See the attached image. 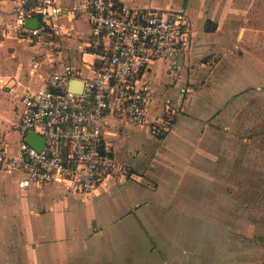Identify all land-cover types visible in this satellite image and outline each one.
<instances>
[{
  "label": "crops",
  "instance_id": "0c3cea01",
  "mask_svg": "<svg viewBox=\"0 0 264 264\" xmlns=\"http://www.w3.org/2000/svg\"><path fill=\"white\" fill-rule=\"evenodd\" d=\"M55 1L67 10L75 0ZM117 1L188 15L194 42L187 60L179 70L159 62L145 77L156 93L150 117L160 112L165 99L181 102L187 112L171 119L168 134L154 135L148 127L150 154L128 150L132 142L125 125L130 124L111 120L109 137L117 162L129 173L88 196L67 193L57 184L23 192L20 175L0 173V264H264V243H253V234L248 241L237 234L236 194L224 187L238 181L237 165L224 154V138L232 129L222 131L219 125L228 114L225 106L263 81L258 73L264 75V62L249 49L264 39V0ZM12 8L11 0L1 5L5 22L12 21ZM62 25L70 35L68 63L92 74L93 57L77 50L91 40L86 17L66 11ZM11 34L0 37V59L10 65L7 72L0 71V88L15 87L22 97L12 111L0 102V120H19L22 98L28 90L43 88L50 72V61L39 48ZM218 79L227 84L225 92L218 91ZM5 138L17 140L10 133ZM158 157L168 166L159 170L161 178L154 170ZM108 187L104 198L117 201L112 208L103 201L95 202V209L87 206ZM189 219L200 227L202 223L197 243L185 241ZM176 223L184 229L182 238L171 234ZM248 224L242 220L240 227L252 233L254 225ZM208 228L215 237L206 243Z\"/></svg>",
  "mask_w": 264,
  "mask_h": 264
},
{
  "label": "built area",
  "instance_id": "2783aa9c",
  "mask_svg": "<svg viewBox=\"0 0 264 264\" xmlns=\"http://www.w3.org/2000/svg\"><path fill=\"white\" fill-rule=\"evenodd\" d=\"M11 1L12 21L0 14V37L12 32L39 48L50 61V72L43 88L28 90L22 98L16 142L0 140V173L20 175L23 192L57 184L84 196L127 176L109 137L110 121L149 127L154 135L159 126L170 125L177 105L164 100L160 112L150 117L156 93L145 77L159 62L179 70L187 60L194 42L188 15L117 0H75L67 10L55 0ZM66 11L86 17L92 30L91 40L77 47L94 59L90 75L68 63L70 35L62 25ZM31 20L38 21L37 28L27 27ZM30 134L43 138L41 150L28 144Z\"/></svg>",
  "mask_w": 264,
  "mask_h": 264
},
{
  "label": "rangeland",
  "instance_id": "374dc122",
  "mask_svg": "<svg viewBox=\"0 0 264 264\" xmlns=\"http://www.w3.org/2000/svg\"><path fill=\"white\" fill-rule=\"evenodd\" d=\"M11 37L15 38L16 36L11 34L10 38ZM16 38L20 40L19 37ZM252 43L253 45L249 51L253 52L252 54L254 58L258 55L257 59L264 62V39L254 41ZM9 67V64L0 59V71L7 72ZM258 78L260 80L263 79L261 84L255 83L254 86L249 87L243 93L241 92L236 95L225 106L223 111L229 109L227 111L228 114L227 116H224L221 121H219V125L222 128V131L224 128L227 129V132L230 127L232 129V131H230L232 134H227L224 138V142L227 145V147L224 148V154L232 160L233 164L237 165L238 175V181H236L237 183L235 185H224L225 192L231 195L234 193L236 194L235 197L237 200V214L240 222L239 225L241 226L242 220H244L245 223L247 222V224L251 223L254 225L252 233L250 230L245 231L244 228L239 226L237 229L239 240L245 239L248 241L253 234V243H264V75H262V73H258ZM218 82L221 83L219 84L220 88L218 91L225 92L227 90V84L221 79H218ZM19 86L21 87L22 85ZM214 89L216 90V88ZM238 91H240V89ZM172 92L174 93V89ZM20 97L22 96H20L19 90L17 88L15 89V87L6 85L3 88H0V102L2 106H6L7 104L8 109L11 111L13 109H17ZM172 102H174L178 107V113L172 119L177 117L179 114H186L187 111L185 110L183 112L184 106L181 102ZM230 108L232 111H230ZM17 121L16 116L13 117V119L11 117L9 120H0V140L4 139L8 133L11 135L15 134L14 132ZM171 126V124L166 126L161 125L157 129V132L159 131V135H163L164 133L168 134ZM125 127L128 129V133L130 135L129 139L132 142V144H127V149L134 151L138 148L141 153L150 154L146 151L150 148L149 143L151 142L147 140L150 139L148 127L141 128L139 126L132 125H125ZM229 149L230 151H228ZM160 150L158 151L160 152ZM171 154L173 153H170V155ZM141 160H144V158ZM164 162L165 161L162 160L161 157H158L156 158V164L154 163V170L157 171L158 178H161L159 177V170L168 167ZM108 189L109 187L107 189H100L98 193L93 195L99 197L93 198L92 202H90L91 200L88 201L89 204L87 206L92 205L95 209L97 206L95 202L103 201V203H107L106 205L108 208H112L111 205L117 201L112 200L109 197L104 198L105 194L111 190ZM234 201L235 199L233 198V202ZM178 224L179 223H176L174 225L171 230V234L174 236L177 234L182 238L181 231L184 229L181 230L178 227ZM186 225L188 228L186 231L187 238L185 236V241L187 243H197L202 223H200V227L195 223L193 224L191 219H189ZM205 231V241L208 243L214 239L215 230L208 228V230L206 229ZM179 242H181V240ZM202 242H204V240H202Z\"/></svg>",
  "mask_w": 264,
  "mask_h": 264
},
{
  "label": "water",
  "instance_id": "95a60500",
  "mask_svg": "<svg viewBox=\"0 0 264 264\" xmlns=\"http://www.w3.org/2000/svg\"><path fill=\"white\" fill-rule=\"evenodd\" d=\"M28 28H37L38 27V21L37 20H31L27 23ZM28 144H30L33 148L37 150H41L44 144L43 138H41L38 135L30 134L27 139Z\"/></svg>",
  "mask_w": 264,
  "mask_h": 264
}]
</instances>
